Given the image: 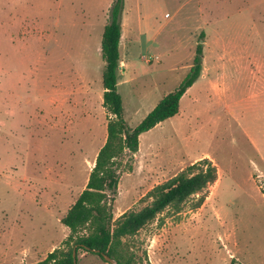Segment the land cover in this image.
<instances>
[{"label":"rangeland","instance_id":"374dc122","mask_svg":"<svg viewBox=\"0 0 264 264\" xmlns=\"http://www.w3.org/2000/svg\"><path fill=\"white\" fill-rule=\"evenodd\" d=\"M116 0H0V264L63 247L109 119L102 41ZM118 92L135 127L191 72L179 114L121 160L114 220L210 159L218 180L124 241L137 264H264V0H124ZM78 264H109L80 252Z\"/></svg>","mask_w":264,"mask_h":264},{"label":"trees","instance_id":"16d2710c","mask_svg":"<svg viewBox=\"0 0 264 264\" xmlns=\"http://www.w3.org/2000/svg\"><path fill=\"white\" fill-rule=\"evenodd\" d=\"M123 4L124 0L114 2L102 41V57L106 63L103 74L104 106L114 116L108 122L106 143L97 155L86 188L62 219V223L70 229L64 246L50 252L36 264H75L74 251L77 252V264L80 252L96 255L106 263H109L106 260L108 257L115 264H137L135 252L124 239L136 236L167 208L179 209L194 195L204 193L200 200L203 202L208 188L218 180V167L212 160H200L167 183L154 188L149 193L153 198L150 205L138 212L128 211L114 220L112 201L117 196L121 160L126 154L139 151L142 134L179 114L182 97L202 74L204 47L203 44L198 45L191 72L182 84L165 96L141 123L129 126L124 119L123 101L117 89ZM262 192L264 194V188ZM232 264H235L234 261Z\"/></svg>","mask_w":264,"mask_h":264},{"label":"water","instance_id":"95a60500","mask_svg":"<svg viewBox=\"0 0 264 264\" xmlns=\"http://www.w3.org/2000/svg\"><path fill=\"white\" fill-rule=\"evenodd\" d=\"M119 69L122 70L123 69V66H120ZM73 256H74L75 264H77V252L76 251H74ZM106 260L110 264H115V262L112 259L108 258V257L106 258Z\"/></svg>","mask_w":264,"mask_h":264},{"label":"crops","instance_id":"0c3cea01","mask_svg":"<svg viewBox=\"0 0 264 264\" xmlns=\"http://www.w3.org/2000/svg\"><path fill=\"white\" fill-rule=\"evenodd\" d=\"M54 251V250H53Z\"/></svg>","mask_w":264,"mask_h":264}]
</instances>
